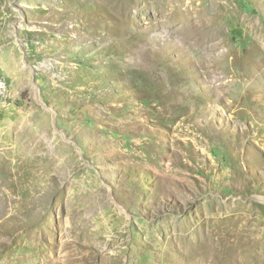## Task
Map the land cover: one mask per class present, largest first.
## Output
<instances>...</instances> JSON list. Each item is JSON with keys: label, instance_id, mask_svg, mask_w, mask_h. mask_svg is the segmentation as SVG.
Instances as JSON below:
<instances>
[{"label": "rangeland", "instance_id": "1", "mask_svg": "<svg viewBox=\"0 0 264 264\" xmlns=\"http://www.w3.org/2000/svg\"><path fill=\"white\" fill-rule=\"evenodd\" d=\"M259 33L264 0H0V264H264Z\"/></svg>", "mask_w": 264, "mask_h": 264}, {"label": "built area", "instance_id": "2", "mask_svg": "<svg viewBox=\"0 0 264 264\" xmlns=\"http://www.w3.org/2000/svg\"><path fill=\"white\" fill-rule=\"evenodd\" d=\"M7 92V86L6 83L2 78H0V104L5 99Z\"/></svg>", "mask_w": 264, "mask_h": 264}, {"label": "bare ground", "instance_id": "3", "mask_svg": "<svg viewBox=\"0 0 264 264\" xmlns=\"http://www.w3.org/2000/svg\"><path fill=\"white\" fill-rule=\"evenodd\" d=\"M252 26V25H251ZM208 29V28H207ZM256 33V32H254ZM257 34V33H256ZM256 39H258L260 42V46L262 49V53H264V34L263 33H259V35L257 37H255ZM258 50V49H257Z\"/></svg>", "mask_w": 264, "mask_h": 264}]
</instances>
